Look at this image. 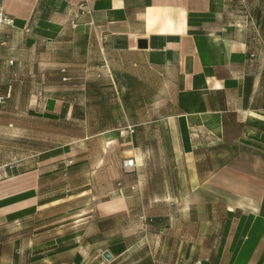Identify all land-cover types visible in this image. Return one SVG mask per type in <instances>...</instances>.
<instances>
[{"label": "crops", "instance_id": "1", "mask_svg": "<svg viewBox=\"0 0 264 264\" xmlns=\"http://www.w3.org/2000/svg\"><path fill=\"white\" fill-rule=\"evenodd\" d=\"M84 1L0 0V264H264V0Z\"/></svg>", "mask_w": 264, "mask_h": 264}, {"label": "built area", "instance_id": "2", "mask_svg": "<svg viewBox=\"0 0 264 264\" xmlns=\"http://www.w3.org/2000/svg\"><path fill=\"white\" fill-rule=\"evenodd\" d=\"M80 10L87 13L88 15L91 14V8L89 0H85L82 4L79 6ZM11 19L7 15V12L5 10L4 4L0 2V47H3L6 45V41L2 38V33L4 27L11 24ZM138 166L136 163V160L134 158H128L124 160L123 162V170L126 175H132L136 172Z\"/></svg>", "mask_w": 264, "mask_h": 264}, {"label": "water", "instance_id": "3", "mask_svg": "<svg viewBox=\"0 0 264 264\" xmlns=\"http://www.w3.org/2000/svg\"><path fill=\"white\" fill-rule=\"evenodd\" d=\"M146 46H147V44H146L145 41L140 42V47L141 48H146ZM104 257L109 259V254H104Z\"/></svg>", "mask_w": 264, "mask_h": 264}, {"label": "rangeland", "instance_id": "4", "mask_svg": "<svg viewBox=\"0 0 264 264\" xmlns=\"http://www.w3.org/2000/svg\"><path fill=\"white\" fill-rule=\"evenodd\" d=\"M56 130H57V129H56ZM58 136H62V135H61V133H58V132L56 131V137H58ZM57 140H58V139H56V143H57ZM29 145H30V143H29ZM29 145H25V144H23V146L26 147V148H27V146H29ZM12 147H14V144H12ZM127 159H128V158H127ZM125 160H126V159H125ZM123 162H124V161H123ZM122 170H123V164H122ZM123 172H124V170H123Z\"/></svg>", "mask_w": 264, "mask_h": 264}]
</instances>
